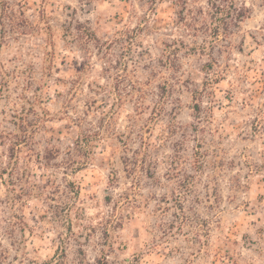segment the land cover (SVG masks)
Masks as SVG:
<instances>
[{
  "label": "rangeland",
  "instance_id": "obj_1",
  "mask_svg": "<svg viewBox=\"0 0 264 264\" xmlns=\"http://www.w3.org/2000/svg\"><path fill=\"white\" fill-rule=\"evenodd\" d=\"M7 1L0 264H264V0Z\"/></svg>",
  "mask_w": 264,
  "mask_h": 264
},
{
  "label": "trees",
  "instance_id": "obj_2",
  "mask_svg": "<svg viewBox=\"0 0 264 264\" xmlns=\"http://www.w3.org/2000/svg\"><path fill=\"white\" fill-rule=\"evenodd\" d=\"M211 10L208 15H211L215 20L213 23L214 36L221 39V34L225 38L231 33L232 26H239V24L244 21L250 15V10L246 5L240 3V0H208ZM23 14L22 8L19 10L15 9L9 1L0 0V24L4 32L7 29L12 30L16 23V18H18V13ZM207 27L208 25L205 24ZM96 264H109L107 259H99Z\"/></svg>",
  "mask_w": 264,
  "mask_h": 264
}]
</instances>
